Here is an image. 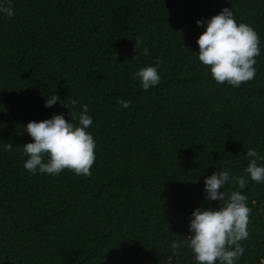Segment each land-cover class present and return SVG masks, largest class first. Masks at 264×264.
I'll use <instances>...</instances> for the list:
<instances>
[{"label":"trees","instance_id":"1","mask_svg":"<svg viewBox=\"0 0 264 264\" xmlns=\"http://www.w3.org/2000/svg\"><path fill=\"white\" fill-rule=\"evenodd\" d=\"M13 4V18L0 16V142L13 145L0 144V264H194L171 244L189 235L194 209L219 207L205 199L204 179L226 168L246 176L245 153L264 155V0ZM225 7L261 41L256 77L239 88L217 84L195 56L196 21ZM157 62L161 82L144 91L132 74ZM52 94L60 103L44 107ZM84 104L91 175L28 173L23 126L60 114L70 122ZM243 192L251 213L238 264H258L264 183Z\"/></svg>","mask_w":264,"mask_h":264},{"label":"clouds","instance_id":"2","mask_svg":"<svg viewBox=\"0 0 264 264\" xmlns=\"http://www.w3.org/2000/svg\"><path fill=\"white\" fill-rule=\"evenodd\" d=\"M14 15L13 0H0V16L11 19ZM196 26L204 28L196 41V59L207 67L208 74L217 84L239 88L256 77V57L262 50L260 38L253 27L236 22L231 8H222L210 19L196 21ZM143 51L149 55L148 48ZM159 68V62L155 66L140 68L132 74V79L147 91L160 84ZM57 103H60L58 97L52 94L46 97L44 107L50 108ZM77 104L73 99L72 105L75 107ZM117 104L121 110L131 107L130 100L118 99ZM79 107L80 112L69 114L70 122L60 114L23 126V132L32 141L22 147L23 155L27 157L23 167L28 173L56 176L68 170L77 176L91 175L90 169L96 159V142L88 129L93 119L88 114V105ZM0 144L5 151L13 147L11 143ZM245 157L249 160L244 169L246 176H235L226 168L204 179L205 199L218 201L219 207L194 209L188 223L189 235L181 242L171 244L174 250L182 247L190 250L194 264H238L245 253L241 242L249 237L251 209L243 190L250 181L264 183V163H258L264 161V155L256 149H249ZM227 184L235 185V190L230 193L223 191ZM258 264H264V257L259 258Z\"/></svg>","mask_w":264,"mask_h":264}]
</instances>
